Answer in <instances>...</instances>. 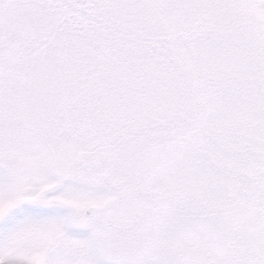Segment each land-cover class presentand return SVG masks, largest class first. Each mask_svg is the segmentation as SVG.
I'll return each instance as SVG.
<instances>
[{
  "label": "snow or ice",
  "instance_id": "snow-or-ice-1",
  "mask_svg": "<svg viewBox=\"0 0 264 264\" xmlns=\"http://www.w3.org/2000/svg\"><path fill=\"white\" fill-rule=\"evenodd\" d=\"M0 264H264V0H0Z\"/></svg>",
  "mask_w": 264,
  "mask_h": 264
}]
</instances>
